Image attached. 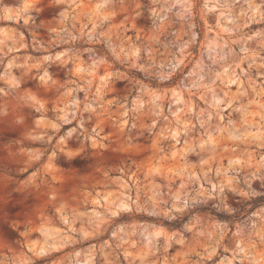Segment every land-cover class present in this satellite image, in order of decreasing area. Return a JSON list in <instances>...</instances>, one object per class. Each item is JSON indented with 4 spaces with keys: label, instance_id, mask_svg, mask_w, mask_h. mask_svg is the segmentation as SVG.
Segmentation results:
<instances>
[{
    "label": "clouds",
    "instance_id": "obj_1",
    "mask_svg": "<svg viewBox=\"0 0 264 264\" xmlns=\"http://www.w3.org/2000/svg\"><path fill=\"white\" fill-rule=\"evenodd\" d=\"M0 264H264V0H0Z\"/></svg>",
    "mask_w": 264,
    "mask_h": 264
}]
</instances>
